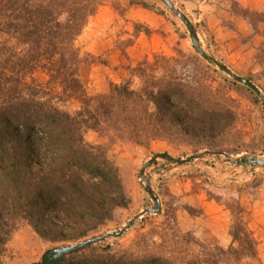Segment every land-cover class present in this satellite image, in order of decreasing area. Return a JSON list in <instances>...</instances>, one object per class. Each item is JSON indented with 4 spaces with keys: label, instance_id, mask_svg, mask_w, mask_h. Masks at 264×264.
Listing matches in <instances>:
<instances>
[{
    "label": "trees",
    "instance_id": "trees-1",
    "mask_svg": "<svg viewBox=\"0 0 264 264\" xmlns=\"http://www.w3.org/2000/svg\"><path fill=\"white\" fill-rule=\"evenodd\" d=\"M104 1L0 0V264L22 222L53 243L73 242L128 205L118 169L86 141L87 131L121 141L173 134L214 144L235 124L231 110L207 99V76L195 64L193 74L159 79L155 72L167 67L147 61L134 71L142 87L112 85L108 95L89 97L76 41ZM40 73L45 83L35 78ZM66 101L80 109L63 110ZM244 226L238 218L231 229L240 247L214 259L172 253L67 264H239L257 253Z\"/></svg>",
    "mask_w": 264,
    "mask_h": 264
},
{
    "label": "rangeland",
    "instance_id": "rangeland-1",
    "mask_svg": "<svg viewBox=\"0 0 264 264\" xmlns=\"http://www.w3.org/2000/svg\"><path fill=\"white\" fill-rule=\"evenodd\" d=\"M174 1L199 24L203 44L209 52L239 74L251 78L264 92V0ZM77 45L88 61L82 65L80 77L90 96L106 94L111 83L131 78L130 69L145 59L156 64V55L166 57L167 61L158 62L168 70L159 72L168 75L175 70H188L191 62L196 61L186 30L156 0H105ZM207 70L211 77L208 85L214 89L217 100L220 102L225 96L238 99L240 103L241 123L232 132L230 148L241 155L264 158L262 106L247 93L239 96L237 91L240 90L225 82L226 77L221 73ZM35 78L43 83L47 80L41 73ZM61 107L75 113L80 103L66 101ZM85 138L90 145L102 147L119 167L132 201L128 208L117 210L106 230L118 229L150 203L137 183V167L151 152L129 144H113L93 131H87ZM194 146H197L195 141L173 139L156 142L152 153L168 151L175 157H184L193 153ZM193 169H201L202 174L193 171L184 179L157 185L168 210H179L178 224L184 234L191 236L190 242L195 243L191 246L193 252L200 253L206 247L229 250L233 246L229 231L234 217L229 206L235 209L240 203L242 210L239 211L243 212L244 221L257 240V253L241 259L239 264H264V171L246 177L239 176L238 170L230 166L218 165L206 172L210 178H205L204 166L196 165ZM159 223L156 222L157 228L139 223L119 243L129 249L145 235L155 239L159 246L163 244L157 236L162 233ZM7 247L5 264H29L39 259L49 244L23 223L11 236ZM169 249L166 245L156 251Z\"/></svg>",
    "mask_w": 264,
    "mask_h": 264
},
{
    "label": "water",
    "instance_id": "water-1",
    "mask_svg": "<svg viewBox=\"0 0 264 264\" xmlns=\"http://www.w3.org/2000/svg\"><path fill=\"white\" fill-rule=\"evenodd\" d=\"M156 2L160 3L163 6V8L171 14V16H173L182 24L183 28L186 30L188 34V37L192 44V48L196 54L195 57L196 61L194 60L195 61L194 63L191 62V67L188 68V70L185 69L175 70L171 72L173 73L171 75H168L169 73L166 74L156 71L155 72L156 75L159 77V79L170 78L172 77V75L175 76L178 75L179 73L182 75H187V74L190 75L193 74L192 68L193 65L195 64L197 67L203 70L205 75L207 76V78L205 79L206 80L205 83L210 88L209 94L211 95L207 99H209L210 102L213 103V105H215V107H218L217 105H219V108L222 111H226L225 109L231 110L235 116L234 117L235 124L232 127V129H229L226 137L222 141H218L217 143L214 144L203 143L202 141L191 137H177L174 136L173 134H170L169 138L166 140H161V139L153 140L149 138L147 139L140 138L135 142L121 141L119 139L114 138L113 136L112 137L107 136L105 135V133L100 134L93 131L97 133L105 141H109L113 144L115 142L116 143L119 142L122 144H129L135 146L138 150L151 152L150 155L146 157V160L140 163L139 166L137 167V183L139 185L140 190L143 192V194L148 199V202L150 203L144 208H142L133 217H131L120 228L115 230H108V231L106 230L113 222V217L117 212V210L128 208L132 204V201L129 198V195L126 191V187L123 182V178L119 170V167H117V165L113 161H111L110 158H108L107 152L104 151L102 147H99L102 148V151L105 154L106 158L118 169L125 189V194L129 201L128 205L126 207L118 208L114 212L112 219L107 221L105 225L101 226L97 231L93 232L92 234H90L89 236L83 239L73 242L53 243L51 241L43 239L40 235H38L37 232L29 225V223L27 222L20 223L17 226L16 230L19 228L21 224L26 223L32 228V230L39 239L49 244V247L44 252V254L39 259H35L29 264H67L71 259H74L76 262H79V260H83V259L86 260L133 259L134 260V259H140L151 256H155V257L169 256L172 255V253H177L178 255L189 254L192 255L193 257H198V258L213 257L212 259H214V257H217L219 255V250L229 252L230 250L238 249L240 247V245L237 242H235L233 237L231 236L232 226L234 225V223L238 218L240 219V221L243 220L245 224L243 230L241 229V233L251 232L244 221L243 212L239 211V209L242 210V206L240 203H237V207L235 209L229 206V210L232 212L234 217L233 224L230 227V231H229L230 236L233 240V246L229 250H225L220 247L214 249L211 247H206L200 253H195L191 249V246L195 244L190 242L191 236L189 234H184L180 229L181 228L180 225L178 224L179 210L174 212L168 210L162 196L157 191V185L162 182L171 183L172 181H175L179 178L184 179L185 177H187V175H189L190 172L193 171L201 175L202 174L201 169H193L194 166L196 165L205 167L203 171L204 172L203 176L205 178H210L206 172L212 170L215 166L218 165L230 166L232 167V169L236 171L238 170L240 174V175L238 174L239 176L244 175L246 177L260 170L264 171V158L254 155H241L239 153L234 152L233 149L230 148V146H232L233 144L230 141V137H232V132L237 127V125L241 123L239 121V115H238L240 109V103L238 99L231 100V98L225 96H222L220 102L219 99L217 100V94L215 93L214 89L208 85V80H210L211 77H209L207 68L214 69L216 73L218 72L221 73L224 76V78L226 77L225 82L231 84L232 86L240 90V92L237 91L239 96H243L244 93L249 94L262 106L263 110H264V92L251 78L239 74L238 72L233 70L230 66H228L226 63L214 57L213 54L209 52V50L203 44L202 37L200 34L199 24L194 22L193 18L186 12L185 9L178 7V5L174 0H156ZM104 5H105V1L102 4V6L99 8L98 12L89 19L82 33L79 35V37H77V41L83 34L84 30L87 28L90 20L95 16H97L100 9ZM77 41H76V45H77ZM78 49L80 51L79 47ZM154 59L156 63H158L159 65L160 63L158 61L160 62L167 61L166 57L163 55H156ZM81 60H82V64L80 66V69L82 65L88 64V61L84 59L82 54H81ZM147 61L151 63L149 59H145L140 63H138L136 67L130 69L131 78L125 79L121 83H111L110 90L112 85H120V86L132 85L134 89H138L142 87L143 82L139 78V76L135 74L134 71L138 69L139 65ZM202 64H204L205 67ZM79 76H80V72H79ZM109 92L103 95H108ZM97 96H100V94L95 96L89 95V97H97ZM173 139H183L184 142L195 141L197 142V146L192 147L194 148L192 154H187L184 157H175L168 151L152 153V148L156 142H171ZM214 181L216 183H220L215 179ZM157 221L160 222L159 223L160 229H162L161 231L162 233H160L161 235H157V236L160 238L163 244H160L158 246L157 241H155V239L149 238L148 236L145 235H141L139 240H137L133 244V246H131L129 249L123 248L122 245L119 243L139 223H145V225L148 224L151 227L155 228ZM104 229L105 231L101 233V231H103ZM16 230L11 234V236L16 232ZM252 235L257 243L254 233H252ZM11 236L8 239L6 245V251L2 258L3 264H5L4 260L7 255V250H8L7 246ZM163 245L165 246L169 245L170 251L168 250L165 252L163 251L157 252L156 251L157 249L165 247ZM229 264H236V263L232 261Z\"/></svg>",
    "mask_w": 264,
    "mask_h": 264
}]
</instances>
